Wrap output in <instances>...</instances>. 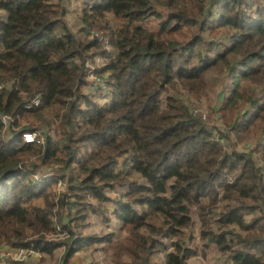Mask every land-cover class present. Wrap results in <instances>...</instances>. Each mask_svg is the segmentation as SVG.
<instances>
[{"label":"trees","instance_id":"1","mask_svg":"<svg viewBox=\"0 0 264 264\" xmlns=\"http://www.w3.org/2000/svg\"><path fill=\"white\" fill-rule=\"evenodd\" d=\"M69 1L0 0V244L207 264L196 219L202 248L264 264V0H82V35ZM107 213L123 237L85 230Z\"/></svg>","mask_w":264,"mask_h":264},{"label":"rangeland","instance_id":"2","mask_svg":"<svg viewBox=\"0 0 264 264\" xmlns=\"http://www.w3.org/2000/svg\"><path fill=\"white\" fill-rule=\"evenodd\" d=\"M81 5L82 0H70L67 3L64 14V18L69 29L76 31V33L79 35H82L81 32L78 31L80 24L78 15L80 13ZM218 77L219 76L214 73L209 76V79L215 82L213 83V86L207 90V97H203L200 102L198 101V103H196L197 109L207 112V104H218L219 100L216 96V93L219 92ZM227 82H229V79H227ZM187 100L192 103L191 98L187 97ZM56 188L63 189V186L58 184ZM107 217L108 220H103L101 217L90 214L87 218L88 225L86 226L85 230L97 235H100L106 231H111L113 234L112 237H123L126 234V230L119 227V221L113 217L112 213H107ZM197 225V220L195 219L190 227L185 229L186 233L190 234V241H193V243H195L197 246V252L194 255L189 256L188 261L196 263L204 262L207 264H230L226 255L221 253L214 246V244L209 243L208 246L202 248L201 240L197 235ZM99 245L101 244H97L96 248H93V245H90L87 248L75 251L68 257L65 264H112L110 251L106 247ZM62 254L63 246H57L50 254H33L29 258L25 259L21 264H63ZM161 256L162 255L159 252L154 254L156 264H161Z\"/></svg>","mask_w":264,"mask_h":264},{"label":"built area","instance_id":"3","mask_svg":"<svg viewBox=\"0 0 264 264\" xmlns=\"http://www.w3.org/2000/svg\"><path fill=\"white\" fill-rule=\"evenodd\" d=\"M0 119L5 123V129L7 128V118L5 115H0ZM21 138L24 141L34 140V134L31 132H23ZM40 252L34 249L32 246H14L6 247L0 244V264H13L16 261H24L33 254H39Z\"/></svg>","mask_w":264,"mask_h":264},{"label":"crops","instance_id":"4","mask_svg":"<svg viewBox=\"0 0 264 264\" xmlns=\"http://www.w3.org/2000/svg\"><path fill=\"white\" fill-rule=\"evenodd\" d=\"M14 264V263H13Z\"/></svg>","mask_w":264,"mask_h":264}]
</instances>
